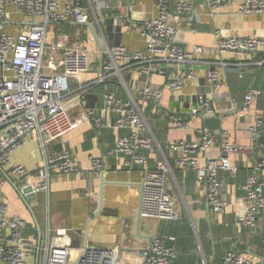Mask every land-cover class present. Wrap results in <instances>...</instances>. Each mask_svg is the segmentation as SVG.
Instances as JSON below:
<instances>
[{"label":"crops","instance_id":"obj_1","mask_svg":"<svg viewBox=\"0 0 264 264\" xmlns=\"http://www.w3.org/2000/svg\"><path fill=\"white\" fill-rule=\"evenodd\" d=\"M106 2L91 0L107 44L123 46L130 52L143 50L139 30L145 19L155 16L156 0ZM193 5L194 12L191 14L171 17V23L176 29L173 40L177 44L185 47L201 45L211 50L215 32L225 37L264 39V14L240 15L231 0L225 7L215 10H211L205 0H193ZM6 11L7 17L1 27L8 35L16 36L19 30L31 23L28 17L17 13L11 6ZM81 29L85 30L88 42H92L98 50L99 46L91 30L83 25L69 23L51 26L47 39L68 45L65 41L69 32L78 37L81 36ZM100 45L102 47L103 43ZM80 46L85 48V41L80 42ZM100 56L99 52L96 57L90 56L89 71L69 84L65 98L67 114L71 119L79 120V127L44 148L30 140L33 138V134H30L26 144L12 153L10 163L1 167L0 176L5 179L2 194L9 216L27 223L23 239L33 246L25 264H42L43 249L48 238L51 242L74 249L85 246L97 249L120 246L122 251L118 264H140V252L151 245L153 238L162 239L174 248L176 258L173 264H221L228 251L244 254L251 264H264V247L261 244L264 213L257 218L255 229L235 224L237 215L244 209L243 185L260 158L257 146L246 132V125L252 122L254 114L260 115L264 124V65H257L264 60V51L242 61L246 64L242 70L232 66L218 70L224 95L239 106L247 91L261 92L248 112L235 115L226 112L227 103L219 100L215 102L218 109L216 115L191 117L190 111L197 102V96L209 93L206 85L209 67L206 64H184L171 68L162 64L158 72L139 78H135L132 70L125 74L127 83L131 84L135 80L139 87L150 85L164 88L168 80L175 76L183 79L179 93L173 95L165 90L159 102L141 106L156 142L154 150L145 153L146 167H155L161 150L172 169V173L167 176V192L176 206L178 219L173 221L138 217L142 169L125 168L127 160L112 153L119 132L114 128V115L104 111L103 103L104 94L108 91L123 99L126 96L115 78L103 84L96 83L100 77ZM226 58L207 53L203 55L202 61L232 62L230 57ZM191 68L195 80L184 78V74ZM239 73H242L241 78ZM175 116L191 119L192 122L185 130L175 129L170 124L171 118ZM95 117L103 118L105 128H93L91 121ZM203 127L212 130L216 138L206 156L196 155L199 168L204 166L206 157L219 160L225 142L233 143L238 148L236 153L226 157L230 166L236 168V175L230 177L222 171L218 174L221 198L227 204L220 214L210 210L205 197V185L197 179L196 173L177 168L175 158L178 155L168 150L169 145L175 141H197V130ZM61 151H67L72 156L79 172L52 175L48 194L37 193L36 200L27 204L28 209L16 189L29 185L31 178L14 177L11 174L12 167L21 166L32 172L44 158ZM92 158L102 160V173L93 171ZM59 228L70 229L65 238L55 237V230ZM170 238H174V242L168 241Z\"/></svg>","mask_w":264,"mask_h":264},{"label":"built area","instance_id":"obj_2","mask_svg":"<svg viewBox=\"0 0 264 264\" xmlns=\"http://www.w3.org/2000/svg\"><path fill=\"white\" fill-rule=\"evenodd\" d=\"M107 2L114 0H106ZM122 2L125 0H116ZM211 10L225 7L229 0H205ZM240 15L264 14V0H231ZM107 2L105 4H107ZM11 6L31 20L16 36L3 32L1 24L7 17L6 8ZM108 7V6H107ZM194 12L193 0H156L155 16L145 19L139 30L144 45L143 50L130 52L123 46H109L102 36L100 24L91 5V0H0V167L10 163L11 155L30 140L38 143L40 148L53 144L65 134L76 130L80 122L67 114L65 98L69 92L70 81L87 73L90 67V53L87 49L47 39L51 26L73 23L86 26L92 24L99 43L100 77L96 83L103 84L117 79L125 98L108 91L104 94V111L114 115V128L119 132L112 153L124 157V167L142 169L139 184L138 217L160 221L177 220L174 201L167 192V176L172 169L159 150V159L153 169L146 167L145 153L156 147L155 138L149 128L141 106L159 102L166 90L173 95L179 93L183 79L175 76L168 80L164 88L150 85L139 87L135 80L127 83L125 74L133 71L135 78L151 76L160 70L162 64L171 67L190 64H206L208 95L197 96L196 104L191 108V117L199 115L214 116L218 113L215 102L224 100L226 112L237 114L248 112L260 91L249 90L245 93L241 106L225 96L220 80L219 68L232 66L243 69L242 61L264 51V39L259 37L237 38L225 37L220 32L214 33V46L211 50L201 45L185 47L174 42L176 29L171 17H182ZM89 31V30H88ZM91 36V35H90ZM92 38V36H91ZM93 40V39H92ZM207 53L230 57L232 62H203ZM235 61V62H233ZM257 65H264V60ZM238 76L241 78L242 73ZM187 80H195L194 71L184 74ZM191 119L172 117L170 124L175 129L185 130ZM94 129L105 128L104 120L95 117L91 121ZM263 119L254 114L252 122L246 125V132L257 146L260 158L247 176L243 185L245 198L244 209L237 215L235 224L250 229L256 228L257 218L264 213V138ZM198 140L172 142L168 150L177 154L175 166L184 171H193L197 179L205 185V197L210 210L220 214L226 208L221 198V183L218 174L226 172L230 177L237 173L231 167L227 155L236 153L235 144L225 142L221 147L219 160L205 158L202 168L196 162V155L206 156L214 145L216 134L208 128L197 130ZM92 169L100 174L103 171L102 160L91 159ZM79 172L72 156L67 151L55 152L38 163L35 170L27 171L21 166L11 169L16 178H31L33 192L48 194L50 178L54 174L71 175ZM5 184L0 176V262L3 264H25L27 254L33 250L31 243L23 239L27 223L20 218L9 216L8 206L2 194ZM70 229L55 230V237L65 238ZM174 242V238L168 239ZM264 247V223L261 233ZM120 246L106 249L88 246L74 249L48 238L43 249L42 264H118L121 256ZM176 258L174 248L164 240L153 238L151 245L140 252V264H173ZM221 264H251L244 254L228 251Z\"/></svg>","mask_w":264,"mask_h":264},{"label":"water","instance_id":"obj_3","mask_svg":"<svg viewBox=\"0 0 264 264\" xmlns=\"http://www.w3.org/2000/svg\"><path fill=\"white\" fill-rule=\"evenodd\" d=\"M92 32L93 36L95 37V40H96V43L98 44L99 46V49L101 50V45L99 43V39L97 37V34L96 32L93 30V27H92V24L91 23H88L86 25ZM102 55L100 56V59H102ZM100 73H101V70H100ZM200 116H203V115H200ZM0 171L2 172V168L0 167ZM5 176V175H4ZM5 178H7L5 176ZM17 192H19L22 196V198L25 200V204L27 205L28 203L32 202V201H35L36 200V194L33 192V189L31 187V185H26L25 187H23L22 189H16ZM209 205V204H208ZM28 209H29V206L27 205ZM37 226V230H38V233L40 235V229L38 227V225L36 224Z\"/></svg>","mask_w":264,"mask_h":264},{"label":"rangeland","instance_id":"obj_4","mask_svg":"<svg viewBox=\"0 0 264 264\" xmlns=\"http://www.w3.org/2000/svg\"><path fill=\"white\" fill-rule=\"evenodd\" d=\"M85 33V30L84 29H81L80 30V35L81 36H78V37H75V34L69 32V34L67 35L66 37V43L71 46V45H74L76 43H80L82 41H85V48L89 51L90 53V56L91 57H96L97 56V53L99 52L98 50H96L94 47V45L92 44V42H88L87 40V36H86V33Z\"/></svg>","mask_w":264,"mask_h":264}]
</instances>
